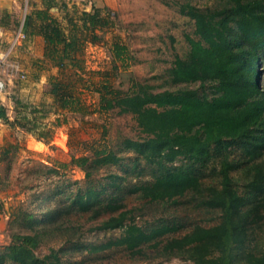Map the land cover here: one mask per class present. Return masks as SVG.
Instances as JSON below:
<instances>
[{"label": "rangeland", "instance_id": "374dc122", "mask_svg": "<svg viewBox=\"0 0 264 264\" xmlns=\"http://www.w3.org/2000/svg\"><path fill=\"white\" fill-rule=\"evenodd\" d=\"M101 1V3H100ZM257 1L264 13V0ZM23 0L22 15L0 16V80L5 84V119L0 120V255L18 247L23 237L32 257L24 264H200L193 248L166 250L165 245L194 227L210 229L225 219L222 209L204 206L209 189H220L222 173L242 198L245 239L231 244L225 254L230 264H244L247 254H264V121L240 139L212 144L205 159L179 156L172 161L144 160L124 147V141L144 138L136 119L118 110L99 112L102 84L127 92L149 87L152 92L194 91L200 99L219 95L215 81L171 84L168 70L177 58L189 53L188 39L197 40L187 6L201 12L223 11L229 0ZM99 4V5H98ZM98 5V6H96ZM100 10L113 26L96 30L97 39L82 28L83 13ZM44 12L66 36L80 41L82 71H59L45 59L40 32L45 25L35 16ZM31 20V27L27 26ZM27 31H23L22 28ZM228 40L235 53L246 47L236 26ZM8 38L7 40L5 38ZM91 41L93 43H91ZM125 45L127 59L113 54V44ZM257 84L264 98V48L258 54ZM68 85L87 107L86 113L60 110L56 85ZM32 129V132L28 130ZM49 138L40 140V133ZM105 148L120 160L101 165L90 149ZM88 158L84 168L73 158ZM184 171L195 176L202 191L180 197L149 200L137 190L150 186L162 174ZM88 191L98 193L88 210L75 202ZM126 212L128 221L145 232L168 227L169 233L142 245L137 252L112 247L91 250L118 238L121 230L101 231L108 218ZM212 252L211 256H218ZM1 262V260H0ZM3 264H17L8 258Z\"/></svg>", "mask_w": 264, "mask_h": 264}, {"label": "trees", "instance_id": "16d2710c", "mask_svg": "<svg viewBox=\"0 0 264 264\" xmlns=\"http://www.w3.org/2000/svg\"><path fill=\"white\" fill-rule=\"evenodd\" d=\"M231 7L223 11L201 12L187 6L188 16L194 22L197 40L188 39L187 58H177L168 70L171 84L215 81L219 95L211 100L200 99L194 91L152 92L149 87L121 92L102 84L99 94V112L118 110L119 114H130L144 138L140 141L126 139L124 147L144 160L162 158L172 161L187 155L193 160L205 159L212 144L223 139H240L248 135L249 129L264 121V98L259 97L257 84L258 54L264 48V13L258 11L257 1L229 0ZM35 16L45 25L40 32L31 30L26 35H40L45 43V59L59 71H82L80 41L71 32L65 35L58 23L44 12ZM84 30L90 32L92 40L98 38L96 30L113 26L108 18L100 16V10L83 13ZM27 26L31 27L29 19ZM234 24L247 48L243 53H235L229 43L230 25ZM91 43H93L91 41ZM116 59L125 61L128 53L125 45L113 44ZM55 102L62 111L86 113L87 107L73 94L68 85H56ZM5 119L4 108L0 107V120ZM32 132V129L28 130ZM40 140L49 138V132L40 133ZM101 165H115L119 158L105 148L90 149ZM88 158L80 156L72 159V164L84 168ZM140 194L149 200H163L180 197L186 192L202 191L199 180L184 171L169 172L157 177L150 186L139 187ZM98 196L94 191L80 195L75 204L88 210ZM242 198L231 188L227 173H222L220 189H209L204 206L224 210V221L210 229L194 227L181 238H174L165 245L166 250L193 248L200 264H230L227 249L231 244H240L245 239V223L232 216L241 217L239 208ZM126 212H121L103 222L98 230H121V235L106 244L92 248L98 253L112 247H124L131 252L171 231L168 227L145 232L135 223L128 221ZM18 247H11L6 255H0V264L8 258L17 264H24L32 257L29 242L35 246L34 238L23 237ZM217 252L218 256H211ZM244 264H264V254H247Z\"/></svg>", "mask_w": 264, "mask_h": 264}, {"label": "crops", "instance_id": "0c3cea01", "mask_svg": "<svg viewBox=\"0 0 264 264\" xmlns=\"http://www.w3.org/2000/svg\"><path fill=\"white\" fill-rule=\"evenodd\" d=\"M105 2H106L105 5L109 4L107 2V0H105ZM22 3H23V0H0V16L12 17V16L22 15V10H21ZM100 3H101V1H100ZM98 5H96V6H98ZM3 27H4L3 25L0 26V33H2L4 31ZM22 30L24 32L27 31V29L24 27L22 28ZM5 39L7 40L8 38L6 37ZM6 101H7L6 96H4V94H0V105L5 107Z\"/></svg>", "mask_w": 264, "mask_h": 264}, {"label": "built area", "instance_id": "2783aa9c", "mask_svg": "<svg viewBox=\"0 0 264 264\" xmlns=\"http://www.w3.org/2000/svg\"><path fill=\"white\" fill-rule=\"evenodd\" d=\"M5 91V84L3 81L0 80V94H2Z\"/></svg>", "mask_w": 264, "mask_h": 264}]
</instances>
